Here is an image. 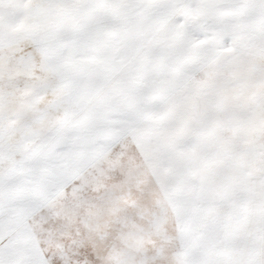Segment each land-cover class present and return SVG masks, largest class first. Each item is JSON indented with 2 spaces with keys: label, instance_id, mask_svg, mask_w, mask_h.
Wrapping results in <instances>:
<instances>
[{
  "label": "snow or ice",
  "instance_id": "obj_1",
  "mask_svg": "<svg viewBox=\"0 0 264 264\" xmlns=\"http://www.w3.org/2000/svg\"><path fill=\"white\" fill-rule=\"evenodd\" d=\"M0 264H264V0H0Z\"/></svg>",
  "mask_w": 264,
  "mask_h": 264
}]
</instances>
